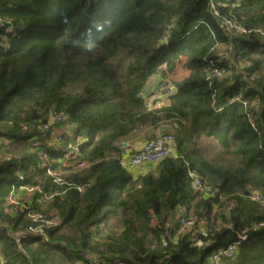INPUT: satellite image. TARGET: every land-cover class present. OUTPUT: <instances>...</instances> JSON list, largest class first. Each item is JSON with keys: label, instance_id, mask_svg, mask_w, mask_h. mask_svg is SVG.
I'll return each mask as SVG.
<instances>
[{"label": "trees", "instance_id": "1", "mask_svg": "<svg viewBox=\"0 0 264 264\" xmlns=\"http://www.w3.org/2000/svg\"><path fill=\"white\" fill-rule=\"evenodd\" d=\"M263 32L264 0H0V264H264V205L246 198L264 193ZM155 81L166 98L149 103ZM53 114L60 145L39 129ZM165 125L176 156L133 176L120 142ZM74 148L70 186L32 206L60 225L17 245L37 225L10 211L11 187L61 189L46 169ZM180 210L207 221L200 246L170 240ZM240 236L233 259L211 261Z\"/></svg>", "mask_w": 264, "mask_h": 264}, {"label": "built area", "instance_id": "2", "mask_svg": "<svg viewBox=\"0 0 264 264\" xmlns=\"http://www.w3.org/2000/svg\"><path fill=\"white\" fill-rule=\"evenodd\" d=\"M239 32H244L239 30ZM264 36V32L261 34ZM230 49L227 50L221 57L228 59ZM262 77L264 78V69L262 70ZM258 103L257 101L254 104ZM62 121L60 115H50L46 122L40 123L39 129L43 132L51 143L60 145L64 142L67 135V127L58 126ZM5 140L0 137V150L5 144ZM77 148L69 150L65 159L61 161V169L52 170L47 168L46 174L51 177L52 182L59 188L52 192H45L40 187H23L12 186L7 197L6 204L12 212L25 213L26 218L36 224L35 227H28L25 233L18 234L12 237L13 241L20 245L23 239L27 238H39L42 242L47 241L46 230L56 228L60 225L59 217L54 213L42 214L32 208V206H39L42 210L47 204H49L55 197L61 196L65 192V187H69L70 184L64 179V175L70 174L71 170L68 168L73 161L74 156L77 155ZM39 156L46 160V156L39 153ZM175 146L173 143V137L170 134L160 133L155 135L152 139L144 141L138 149L134 150L132 154L127 157H123L121 164L125 167L136 168L142 166H156L159 162L168 157H175ZM69 163V164H68ZM76 172L84 169L86 165L82 162H74ZM65 167V170L62 168ZM188 177L191 180L192 189L199 195L213 196L214 191L207 186V184L198 177L195 173L189 172ZM78 192H82L83 186L76 187ZM210 194V195H209ZM24 197V198H22ZM246 198L259 205H264V193L259 191H252ZM230 206L226 207L225 211H230ZM175 223V224H174ZM156 224V223H154ZM177 225V227H175ZM207 221L202 218L188 217L183 210H180L172 223L168 225L169 233H174L170 238L173 243L177 242V238L182 235H189L190 242L193 245L200 246L201 239L207 236ZM169 237V236H167ZM244 236H240L238 240L226 247L216 249L212 256L211 261L218 262L219 259L225 258L231 260L237 251L238 246L245 241ZM96 264L101 263V259L95 260Z\"/></svg>", "mask_w": 264, "mask_h": 264}, {"label": "rangeland", "instance_id": "3", "mask_svg": "<svg viewBox=\"0 0 264 264\" xmlns=\"http://www.w3.org/2000/svg\"><path fill=\"white\" fill-rule=\"evenodd\" d=\"M128 56V55H127ZM67 92H71L70 89H67ZM167 125H165L166 127ZM165 127H160L161 129H166ZM166 133H170V129L168 130H164ZM162 132V131H161ZM164 132V133H165ZM147 132L146 133H137L135 136L131 137V138H128V139H125L123 140L122 142H120V147L123 149L124 148V155H127L129 156L130 154L133 153V149H135L134 147L138 146L139 144H142L143 141L148 137L146 136ZM125 143L127 144V146L125 145ZM130 143V148H128V145ZM133 150V151H132ZM127 153V154H126ZM209 154L212 156V155H215V157H211L212 160H216V157L218 156V153L216 151H212L209 149ZM127 156H124V157H127ZM217 161L221 163V165L223 166H229L232 162V159L230 156H227V155H224V154H221L217 157ZM154 167V166H153ZM151 167L149 166H142V167H136V168H133L131 171H132V174L133 176H136V175H139L140 173H142L143 171H147L149 172L151 169ZM110 228L113 230V231H116V232H119L120 231V224L118 222L117 219H114L110 222L109 224Z\"/></svg>", "mask_w": 264, "mask_h": 264}, {"label": "crops", "instance_id": "4", "mask_svg": "<svg viewBox=\"0 0 264 264\" xmlns=\"http://www.w3.org/2000/svg\"><path fill=\"white\" fill-rule=\"evenodd\" d=\"M158 82L157 81H155L153 84L152 83H150V88L146 91L147 92V94H150V92L152 93L151 94V96L149 97V100H148V102L149 103H152V101L154 100V99H160L162 102L165 100V98H166V96L165 95H161L158 91H157V86H158V84H157ZM154 89V91H151V90H153ZM159 104H161V102H158V104L157 105H159ZM163 127H165V126H163ZM166 129H161V128H159V129H157L156 131H153V130H150V129H146V130H144V131H142L141 133H146L147 132V134H146V136H148V138H149V136L150 135H152V134H154L153 135V137L155 136V135H157V134H160V133H164L165 131L164 130H168L170 127H169V125H167L166 127H165ZM162 131V132H161ZM152 137V138H153ZM150 139V138H149ZM148 139V140H149ZM147 140V138L144 140V141H146ZM143 141V142H144ZM125 145L127 146V144L125 143ZM141 144H139L138 146H136V147H134L135 149H133V150H136V149H138L139 148V146H140ZM130 143H129V145H128V148H130ZM132 150V151H133ZM127 154V153H126ZM124 156H127V155H124ZM150 167V166H149ZM144 172V171H143Z\"/></svg>", "mask_w": 264, "mask_h": 264}, {"label": "clouds", "instance_id": "5", "mask_svg": "<svg viewBox=\"0 0 264 264\" xmlns=\"http://www.w3.org/2000/svg\"><path fill=\"white\" fill-rule=\"evenodd\" d=\"M166 133V132H165ZM166 134H168V133H166ZM152 139V138H151ZM150 140V139H149Z\"/></svg>", "mask_w": 264, "mask_h": 264}]
</instances>
